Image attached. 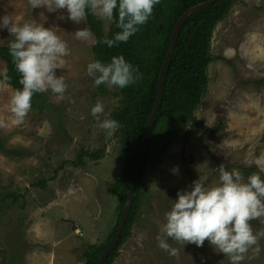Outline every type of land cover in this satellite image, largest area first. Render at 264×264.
<instances>
[{"label":"rangeland","instance_id":"374dc122","mask_svg":"<svg viewBox=\"0 0 264 264\" xmlns=\"http://www.w3.org/2000/svg\"><path fill=\"white\" fill-rule=\"evenodd\" d=\"M4 15L53 28L70 55L66 69H57L68 85L64 98L43 93L46 101L32 106L18 125L9 111L15 90L0 79V136L13 151H0V264H85L88 247L105 242L116 223L119 199L112 184L124 162L118 141L106 139L91 108L100 101L104 116L113 119L111 111L122 95L117 87L93 86L87 75V64L96 60L93 45L74 35L79 28L90 30L87 22L58 19L67 17L66 9H32L28 0H0ZM111 24L104 22L105 32ZM10 39L0 29V43ZM211 51L208 84L195 110L197 129L185 139L188 123L159 154L157 165L147 168V192L132 234L112 264H229L207 240L202 247H183L169 239L178 249L171 255L157 246L156 236L178 192L189 190L200 177L207 185L216 184L221 163L242 174L239 166L254 167L253 173L264 175V161L256 164L264 156V0H235L214 28ZM6 71L0 59V73ZM99 149V159L85 153ZM80 155L83 164H77ZM8 192L18 200L6 197ZM252 225L254 231L264 228L259 220ZM260 247L258 256L242 264H264V239Z\"/></svg>","mask_w":264,"mask_h":264},{"label":"clouds","instance_id":"9594fccd","mask_svg":"<svg viewBox=\"0 0 264 264\" xmlns=\"http://www.w3.org/2000/svg\"><path fill=\"white\" fill-rule=\"evenodd\" d=\"M160 0H28L32 9L43 7L48 12L67 10V17L76 24H86L91 15L103 22H115L119 29L112 38L97 40L86 27L74 32L75 38L92 45L106 44L109 48L125 43L145 24ZM0 29H6L11 39L8 50L15 71L19 74L18 88L10 97L9 111L15 124L22 123L32 108V98L37 93L51 92L63 99L67 83L57 69H66V57L70 49L65 40L53 28L34 22L23 24L9 15L0 17ZM87 75L93 86L126 88L140 81L143 74L126 61L123 55H114L105 63L93 60L86 66ZM5 81L6 73H0ZM105 107L100 101L91 108V115L97 120L106 139H111L120 125L115 119L104 116ZM102 117H104L102 119ZM264 156L256 161L259 166ZM218 182L207 185L201 177L193 181L187 191L178 192L170 210L164 214L158 225L157 246L175 255L178 249L172 247L171 239L182 245L195 244L202 247L207 240L213 248L228 258L229 264H242L246 258H254L261 251L260 241L264 239V228L254 231L252 221L264 225V178L258 173L247 179L238 169L228 170L224 163L216 169ZM174 171H177L174 169ZM264 171V167L261 168ZM111 239V238H110ZM249 252L252 257H249Z\"/></svg>","mask_w":264,"mask_h":264},{"label":"trees","instance_id":"16d2710c","mask_svg":"<svg viewBox=\"0 0 264 264\" xmlns=\"http://www.w3.org/2000/svg\"><path fill=\"white\" fill-rule=\"evenodd\" d=\"M202 1L205 0H160L155 5L149 20L139 26V30L127 42L120 43L119 46L112 48L103 43L93 45L96 60L107 63L112 56L123 55L126 61L139 69L143 74V78L126 88H118L122 97L111 111L113 119L120 125L114 138L118 141L124 158L119 174L112 184V190L119 199L117 220L105 242L88 247L85 252V264H98L100 254L106 248L118 227L141 140L156 102L159 75L174 26L189 7ZM234 1L216 0L207 8L189 16L181 29L166 77L159 114L141 166V174L135 189L128 220L119 242L108 255L105 264H112L115 261L123 244L132 234V225L140 212L141 204L147 192L143 181L147 168L157 165L160 161L159 154L169 147L173 138L188 123H190V128L184 133L185 139H188L190 134L197 129L199 121L195 115V110L202 101V95L208 84V67L214 59L211 51L213 31L217 22L227 15ZM87 23L97 40L105 36L112 38L119 31L116 23L112 22L108 32H105L104 22L91 15L88 16ZM7 45L0 44V59L7 63L5 73L8 80L5 81L3 76H0V79L16 90L22 88V85L19 83L20 77L15 71ZM103 86H100L102 90H104ZM40 101H46L43 93L35 94L32 98V106ZM39 106L41 109L45 107L43 103ZM0 151L13 152L7 150L1 136ZM81 153L84 155L83 152ZM85 153L92 159H99L103 156V149L92 153L85 151ZM78 158L77 164H83L82 156L80 155ZM239 167L247 177L253 174L252 171L255 169L254 167ZM260 175L264 178L263 174ZM40 184L45 187L47 181L42 180ZM10 195L14 197L15 201L18 200V195L13 192H8L5 196L9 197Z\"/></svg>","mask_w":264,"mask_h":264},{"label":"water","instance_id":"95a60500","mask_svg":"<svg viewBox=\"0 0 264 264\" xmlns=\"http://www.w3.org/2000/svg\"><path fill=\"white\" fill-rule=\"evenodd\" d=\"M215 1L216 0H205V1H202V2H199L197 4L192 5L180 16V18L178 19L177 23L174 26L173 32H172L171 37H170L168 50H167V53H166V56L164 59L163 66H162L161 71H160V75H159L158 92H157L156 102H155L153 111H152V113L148 119L145 131H144V134H143V137L141 140L140 150H139V153L137 156V160H136L134 171L132 174V178H131V181L129 184L124 208H123V211H122L119 223H118V227H117L116 231L114 232L113 236L111 237V239L109 240L106 248L100 254L98 264H105V261H106L108 255L110 254L112 249L119 242L121 234L123 232V229L126 226L128 216H129L132 204H133L135 189H136L137 183H138L139 178H140L141 166H142L143 160L146 156L148 146H149V140H150L151 134L153 132V129H154V126H155V123H156V120H157V117L159 114V110L161 107V103L163 100L166 77L168 74V70L170 68L172 58L174 56L175 47H176L181 29H182L185 21L188 19L189 16H191L192 14H194L197 11H200L202 9L207 8L210 4H212Z\"/></svg>","mask_w":264,"mask_h":264},{"label":"crops","instance_id":"0c3cea01","mask_svg":"<svg viewBox=\"0 0 264 264\" xmlns=\"http://www.w3.org/2000/svg\"><path fill=\"white\" fill-rule=\"evenodd\" d=\"M89 26V25H88ZM91 30V29H90ZM92 32V31H91ZM93 33V32H92ZM94 35V34H93ZM95 37V36H94ZM0 44H2V43H0Z\"/></svg>","mask_w":264,"mask_h":264},{"label":"bare ground","instance_id":"6f19581e","mask_svg":"<svg viewBox=\"0 0 264 264\" xmlns=\"http://www.w3.org/2000/svg\"><path fill=\"white\" fill-rule=\"evenodd\" d=\"M173 59V58H172Z\"/></svg>","mask_w":264,"mask_h":264}]
</instances>
